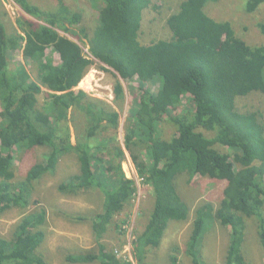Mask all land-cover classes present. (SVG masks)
Here are the masks:
<instances>
[{"label": "trees", "instance_id": "obj_1", "mask_svg": "<svg viewBox=\"0 0 264 264\" xmlns=\"http://www.w3.org/2000/svg\"><path fill=\"white\" fill-rule=\"evenodd\" d=\"M14 1L33 20L20 23L25 36L16 29L10 33L12 25L0 4V217L13 208L35 207L25 213L10 239L0 235V264H49L42 249L48 212L34 201V192L69 154L77 157L79 172L64 180L59 192L78 196L96 190L102 198L90 217L63 214L73 223L90 220L97 243L67 254V262L131 264L118 259L104 242L111 226L121 230L118 218L132 206L138 190L137 181L123 170L125 148L143 186H150L153 193V202L149 199L147 205L153 211L134 235L138 264L148 263L171 222L188 220L191 207L180 181L190 183L197 177L221 183L223 198L216 207L203 200L195 209L187 249L192 264H213L204 260L201 245L207 229L216 224L230 230L226 264H250L245 251L250 219L259 224L264 248V120L239 99L264 94V45L247 43L233 22L211 17L207 7L218 0L182 1L167 19L170 35L148 44L141 41L144 12L161 6L152 0H91L99 8L93 26H81L83 14L65 0ZM243 1L249 13L264 4ZM257 27L264 35V16ZM10 34L17 40L12 52L21 40L26 42L36 80L26 67L11 66ZM79 43L120 79L137 77L147 83L158 79L163 84L157 91L142 87L139 109L128 120L125 148L114 137L117 110L77 89L95 63ZM50 49L59 55V63L48 54ZM120 79L115 86L118 104L125 97ZM42 88L49 92L50 111L39 107ZM186 96L191 108L183 106ZM70 112L80 124L75 143L68 125ZM167 126L174 130L171 138ZM38 148L49 151L46 158L35 160L27 175L17 180L18 157L33 155ZM169 262L182 264L172 255Z\"/></svg>", "mask_w": 264, "mask_h": 264}, {"label": "rangeland", "instance_id": "obj_2", "mask_svg": "<svg viewBox=\"0 0 264 264\" xmlns=\"http://www.w3.org/2000/svg\"><path fill=\"white\" fill-rule=\"evenodd\" d=\"M43 1V0H42ZM56 3V0H44ZM157 5L161 6L158 10L147 9L144 12L143 29L141 41L144 44L150 43L153 39L164 38L170 35L167 27V19L170 14L178 11L176 6L184 0H152ZM74 10L81 12L84 16V22L81 26L94 25L97 21L99 8L95 6L91 0H65ZM0 4L6 13V21L9 27L11 26L13 33L16 30L23 34L21 22L26 19H32L14 0H0ZM243 0H218V2L208 5L207 13L216 20H229L233 22L236 29L243 34V39L251 45H264V35L257 27V21L264 16V4L256 13H249L245 10ZM177 10V11H176ZM175 11V12H174ZM42 23V22H40ZM65 35L63 32H60ZM13 41L10 49V60L12 67H26L33 76V64L28 61L25 49L26 42L19 40L20 43L12 49L17 40ZM73 40L72 37L67 35ZM77 42V41H76ZM83 47L85 55L90 57L88 46L79 43ZM48 54L53 57L56 63H59V55L52 49ZM94 65L89 70L86 77L80 83L77 89H81L89 96L103 101L106 105L111 106L119 113V128L114 137L118 144L125 148L126 129L128 120L137 109H139V100L142 93V87L145 89L157 91L162 87V82L155 79L150 82H143L139 78L129 80L120 79L118 74L110 67L102 64L96 59ZM121 81L123 91L125 93L124 101L120 104L116 103L115 86L117 80ZM83 84V85H82ZM43 93L39 96V107L45 111L52 109L51 100L47 99L49 94L46 88H42ZM182 103L184 108H191L192 102L189 97H183ZM241 105H246L250 112H257L264 120V94L254 92L248 97L239 99ZM190 110V109H189ZM191 111V110H190ZM75 112H70L69 123L71 141L76 142V125L79 124V119L74 115ZM80 125V124H79ZM114 133V131H111ZM168 138L174 134L173 128L167 126ZM49 151L46 148H38L33 155L23 153L22 157H18L17 180L23 179L29 171V167L35 164V160L43 161ZM126 158L122 166L126 176L137 181L138 190L131 203L129 210L118 218L119 223L122 222L121 230L110 227L107 232L104 242L109 248H112L117 255V258L122 261H128L129 256H133V242L135 232L143 230L144 225L150 216L152 207L147 208L148 200L153 199L151 196L152 190L150 186H143L136 169V166L125 148ZM79 172V162L74 155H65L60 161L58 170L55 174L45 177L42 182L36 185L34 192V201L40 202V206L48 212V228L47 238L42 249L49 261V264H71L67 262V254H76L81 250H89L97 246L95 241L92 223L87 221L84 223H73L66 220L63 214H79L90 217L96 212L101 204V193L93 190L80 194L78 196L64 195L59 192V185L66 180L70 175ZM180 190L185 194L191 212L189 218L185 222H171L163 237L160 247L151 250L147 264H170V256H176L182 264H192L187 253L188 243L193 231V223L195 220V209L203 200L210 201L216 207L221 198H223V187L221 183L214 182L209 179L197 177L195 181L188 183L185 179L180 181ZM34 205V204H33ZM31 205L28 209L13 208L7 211L0 217V235L10 239L13 235L17 224L25 216L27 211L34 208ZM249 224V239L245 245V251L250 264H264V248L260 242L259 224L256 220L250 219ZM258 224V227H257ZM230 241V230L221 227L219 224L213 228L207 229L204 234L201 245L202 255L206 262L213 264H226L227 251ZM134 257V256H133Z\"/></svg>", "mask_w": 264, "mask_h": 264}, {"label": "built area", "instance_id": "obj_3", "mask_svg": "<svg viewBox=\"0 0 264 264\" xmlns=\"http://www.w3.org/2000/svg\"><path fill=\"white\" fill-rule=\"evenodd\" d=\"M90 57H91V55H90ZM92 58V57H91ZM93 59V58H92ZM133 251H134V248H133ZM117 256V255H116ZM134 256V257H133ZM133 256H129L128 257V261H125V262H127V263H131V264H138V262H137V260H136V258H135V254H134V252H133Z\"/></svg>", "mask_w": 264, "mask_h": 264}, {"label": "bare ground", "instance_id": "obj_4", "mask_svg": "<svg viewBox=\"0 0 264 264\" xmlns=\"http://www.w3.org/2000/svg\"><path fill=\"white\" fill-rule=\"evenodd\" d=\"M83 85V84H82Z\"/></svg>", "mask_w": 264, "mask_h": 264}]
</instances>
